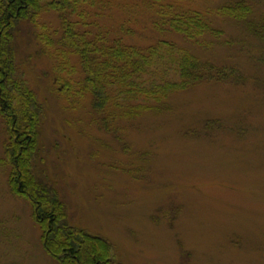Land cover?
Returning <instances> with one entry per match:
<instances>
[{
    "label": "rangeland",
    "instance_id": "rangeland-1",
    "mask_svg": "<svg viewBox=\"0 0 264 264\" xmlns=\"http://www.w3.org/2000/svg\"><path fill=\"white\" fill-rule=\"evenodd\" d=\"M107 1L106 16L90 11L86 21L124 22L134 31L125 41L143 47L157 36L174 41L231 77L173 92L134 117L111 102L97 111L58 16L44 9L36 25L21 23L15 42L17 74L43 107L35 170L72 226L111 243L112 264H264V0H241L251 9L244 20L214 12L238 0L184 1L223 32L204 34L203 45L153 33L140 0ZM176 77L157 64L137 83ZM6 139L0 116V264H59L30 202L9 186Z\"/></svg>",
    "mask_w": 264,
    "mask_h": 264
},
{
    "label": "trees",
    "instance_id": "trees-1",
    "mask_svg": "<svg viewBox=\"0 0 264 264\" xmlns=\"http://www.w3.org/2000/svg\"><path fill=\"white\" fill-rule=\"evenodd\" d=\"M184 1L191 0H140L148 12L150 30L155 34L173 32L200 45L204 34L216 39L222 37L220 29ZM110 3L107 0H0V116L7 135L4 155L10 166L8 183L13 192L30 202L33 218L42 232L43 247L59 264H112V245L99 235L72 226L56 188L34 168L43 107L17 74L15 42L21 23L36 25L44 9L56 13L62 29L60 41L70 53L77 55L85 86L93 95L91 104L97 111L111 102L117 107L129 106L124 112L134 117L138 108L164 107L173 92L203 81H227L231 77L226 67L202 61L174 41L157 36L153 43L143 47L125 41V36L134 31L124 22L114 29L99 20L86 21L90 11L96 13V18L106 16L105 9L112 6ZM214 12L244 20L251 9L238 0L218 6ZM248 24L262 36L255 24ZM157 64L175 71L176 79L152 83L149 87L138 85L137 81ZM53 79L55 83L60 80L57 74ZM141 98L145 104L136 101Z\"/></svg>",
    "mask_w": 264,
    "mask_h": 264
}]
</instances>
